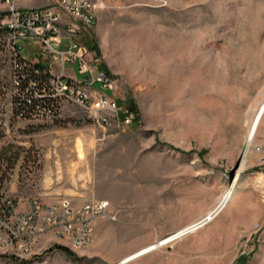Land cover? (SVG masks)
<instances>
[{"label": "rangeland", "instance_id": "374dc122", "mask_svg": "<svg viewBox=\"0 0 264 264\" xmlns=\"http://www.w3.org/2000/svg\"><path fill=\"white\" fill-rule=\"evenodd\" d=\"M77 40L112 76L118 114L104 124L67 103L18 118L0 63V197L107 199L112 217L85 247L47 232L29 251L0 247V264H118L203 215L235 174L215 220L123 264H264V118L246 142L264 99V0H98Z\"/></svg>", "mask_w": 264, "mask_h": 264}, {"label": "built area", "instance_id": "2783aa9c", "mask_svg": "<svg viewBox=\"0 0 264 264\" xmlns=\"http://www.w3.org/2000/svg\"><path fill=\"white\" fill-rule=\"evenodd\" d=\"M19 1L0 0V63L10 67L15 115L51 119L73 103L109 123L106 115L118 114L116 100L106 93L112 76L77 40L81 27L91 23L98 0H45L39 5ZM255 149L261 153L264 201V147ZM103 216L112 217L107 199L75 205L66 197L46 203L31 196L19 206L14 197L1 196L0 247L29 251L47 232L68 239L73 248L85 247L94 222Z\"/></svg>", "mask_w": 264, "mask_h": 264}, {"label": "bare ground", "instance_id": "6f19581e", "mask_svg": "<svg viewBox=\"0 0 264 264\" xmlns=\"http://www.w3.org/2000/svg\"><path fill=\"white\" fill-rule=\"evenodd\" d=\"M263 118H264V99L257 106L253 117L251 119L247 120V125H248V129H247L248 131H247V136H246L247 145L250 144V142L254 139L255 134H256L259 126H261L260 124H261ZM237 177H238V174H235V176H234L233 180L231 181V183L229 184V186L220 195L217 203L212 208L208 209L203 215L199 216L193 222L183 226L178 231L170 233L167 236H165L164 238H162L160 240L158 239L156 242H154L152 244L146 245V246H144V247H142V248H140V249H138V250H136V251H134L128 255H125V257H123L118 264H123V263L129 262L133 259H136V258L140 257L141 255L146 254L147 252L149 253V251H151L152 249L158 248V247L166 244L167 242H169V241H171V240H173V239H175L181 235L183 236V234L196 232L199 228H201L204 225L208 224L209 222L215 220L214 218H216V216H218L220 214L221 210L230 201V199L233 195V191L235 189V181H236ZM152 216H154V215H152Z\"/></svg>", "mask_w": 264, "mask_h": 264}, {"label": "trees", "instance_id": "16d2710c", "mask_svg": "<svg viewBox=\"0 0 264 264\" xmlns=\"http://www.w3.org/2000/svg\"><path fill=\"white\" fill-rule=\"evenodd\" d=\"M30 44H27V47L30 48ZM61 249L65 250L67 253H70V251L66 248V247H63V246H59Z\"/></svg>", "mask_w": 264, "mask_h": 264}, {"label": "water", "instance_id": "95a60500", "mask_svg": "<svg viewBox=\"0 0 264 264\" xmlns=\"http://www.w3.org/2000/svg\"><path fill=\"white\" fill-rule=\"evenodd\" d=\"M234 170H235V168H233V169H232V171H231V176L233 175V173H234Z\"/></svg>", "mask_w": 264, "mask_h": 264}]
</instances>
